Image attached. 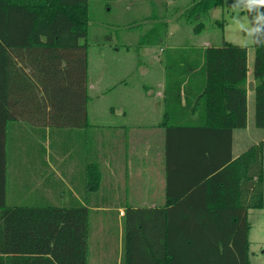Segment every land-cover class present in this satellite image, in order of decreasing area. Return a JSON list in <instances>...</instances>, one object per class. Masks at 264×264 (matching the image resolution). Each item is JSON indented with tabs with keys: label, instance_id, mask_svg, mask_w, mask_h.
<instances>
[{
	"label": "trees",
	"instance_id": "obj_1",
	"mask_svg": "<svg viewBox=\"0 0 264 264\" xmlns=\"http://www.w3.org/2000/svg\"><path fill=\"white\" fill-rule=\"evenodd\" d=\"M195 1L189 18L223 4ZM243 1L255 49V126L264 128V4ZM87 4L0 0V264H88V208L7 205L5 192L10 121L51 127L86 124L87 47L81 39L88 30ZM204 57L205 75L197 92L188 78L177 82L183 92L174 93L178 103L184 97L185 108L195 100L198 105L202 97L212 107L220 106L213 114L220 127L194 129L223 136V151L205 150L207 166L188 192L171 196L167 188L172 206L125 209L127 264H249L248 210L263 205V142L236 158L231 155L232 129L246 125L247 47L223 40L207 47ZM171 130L167 127V169ZM195 198L206 206L188 208L186 203Z\"/></svg>",
	"mask_w": 264,
	"mask_h": 264
},
{
	"label": "crops",
	"instance_id": "obj_2",
	"mask_svg": "<svg viewBox=\"0 0 264 264\" xmlns=\"http://www.w3.org/2000/svg\"><path fill=\"white\" fill-rule=\"evenodd\" d=\"M87 16L89 24V2ZM195 25V34L201 33L205 27L203 24L198 26V22ZM200 41L190 47L172 48L164 55L155 50L154 40L141 42L144 55L141 61L135 60L134 66L143 81L137 85V89L131 88L124 79L112 80V76L104 83L103 80L95 79L91 83L88 81L87 57V92L91 89L95 92H141V104L137 103L127 109L121 106L109 108L113 116L120 115L123 120L99 123L90 119L86 108L87 121L83 127H51L22 120L10 121L6 129L5 158L8 204H52L64 207L84 205L88 209L124 210L121 212L123 217L128 207L141 209L172 206L174 203L167 198V188L171 196L188 192V188L207 166L205 150L216 148L223 151L224 148L223 136L194 129L220 127L213 115L222 110L220 106L212 107L202 97L198 105L195 100L185 108L184 97L178 103L174 93L183 92L182 85L178 91L177 82L182 79L186 82L188 78L193 79L191 87L197 92L205 75L204 50L222 43L212 45L207 38ZM158 50L164 51L161 47ZM249 81L253 82V91L247 89ZM255 84L253 62L250 61L247 47L246 125L232 129V158L264 140L262 133L258 135V132H252L250 128ZM167 127H172L168 169ZM262 202L261 208L248 210L249 264L250 254L253 253L250 249L252 241L264 240L262 234H252L255 223L251 219L252 216L256 219L264 215V180ZM186 204L188 208L206 206L197 198ZM121 233L119 239L118 235L112 238L119 240L116 257L111 256L110 250L112 258L107 257L105 264H127L129 250L123 227Z\"/></svg>",
	"mask_w": 264,
	"mask_h": 264
},
{
	"label": "rangeland",
	"instance_id": "obj_3",
	"mask_svg": "<svg viewBox=\"0 0 264 264\" xmlns=\"http://www.w3.org/2000/svg\"><path fill=\"white\" fill-rule=\"evenodd\" d=\"M88 2V30L81 41L87 47L88 81L91 83L93 79L103 80L104 83L112 76V80L124 79L131 88L137 89L143 78L136 73L134 63L136 59L141 61L144 55L141 42L146 40H154L155 50L164 55L175 47L196 45L203 38L209 39L212 45H218L225 39L248 47L249 58L253 62L255 51L249 18L235 5V0H231V4L229 0H224L221 6H215L205 16L197 18H189L187 15L195 0ZM197 22L205 26L199 34L193 32ZM159 47L164 51L160 52ZM137 103L141 104V92H95L91 89L87 92L86 108L90 119L106 123L109 120H123L120 115L113 116L110 107L121 106L127 109ZM251 111V131L258 132V135L262 133L264 137V128L255 126V97ZM121 212L124 210L89 209L88 264H105L107 257H116L119 240L112 238L118 235L119 239L122 227L125 229L126 217ZM251 219L255 223L252 234H262L264 238V215L256 219L252 216ZM250 249L253 252L250 254L251 264H264V240L252 241Z\"/></svg>",
	"mask_w": 264,
	"mask_h": 264
},
{
	"label": "water",
	"instance_id": "obj_4",
	"mask_svg": "<svg viewBox=\"0 0 264 264\" xmlns=\"http://www.w3.org/2000/svg\"><path fill=\"white\" fill-rule=\"evenodd\" d=\"M235 5L238 6L240 10H244V1L243 0H235ZM247 89L249 91H253V82L249 81L247 84Z\"/></svg>",
	"mask_w": 264,
	"mask_h": 264
},
{
	"label": "clouds",
	"instance_id": "obj_5",
	"mask_svg": "<svg viewBox=\"0 0 264 264\" xmlns=\"http://www.w3.org/2000/svg\"><path fill=\"white\" fill-rule=\"evenodd\" d=\"M258 4H264V0H256Z\"/></svg>",
	"mask_w": 264,
	"mask_h": 264
}]
</instances>
